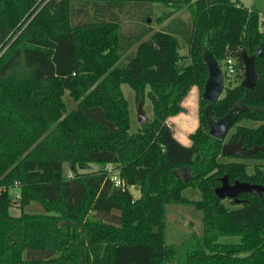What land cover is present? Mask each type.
I'll list each match as a JSON object with an SVG mask.
<instances>
[{
  "label": "trees",
  "instance_id": "obj_1",
  "mask_svg": "<svg viewBox=\"0 0 264 264\" xmlns=\"http://www.w3.org/2000/svg\"><path fill=\"white\" fill-rule=\"evenodd\" d=\"M134 3L169 9L158 23L179 10L189 21L121 33L117 16ZM263 40L264 13L232 0H0V264L176 263L162 231L171 205L200 214V234L180 264H264V53L254 59L252 89L239 85L240 52L254 54ZM205 55L223 68L226 86L215 103L201 99ZM226 59L234 64L230 79ZM121 84L136 103L146 97L151 105V118L133 134ZM192 88L197 125L183 146L166 121L185 112ZM64 91L76 103L70 112ZM235 103L227 143L261 148L244 158L251 167L220 161L222 140L208 133L206 110L220 120ZM78 164L111 165L120 185L106 168ZM223 178L260 190L238 193L229 208L213 193ZM13 188L16 217L8 214ZM186 189L197 199L183 196ZM30 202L44 213H23Z\"/></svg>",
  "mask_w": 264,
  "mask_h": 264
},
{
  "label": "rangeland",
  "instance_id": "obj_2",
  "mask_svg": "<svg viewBox=\"0 0 264 264\" xmlns=\"http://www.w3.org/2000/svg\"><path fill=\"white\" fill-rule=\"evenodd\" d=\"M194 1L195 0H190L191 3H193ZM232 1H238L245 8H252L253 10L257 11L259 15L264 13V0H232ZM163 8L164 6L158 3H153L151 5L134 3L127 5V9L129 10L124 11L123 13L119 14V16H117L118 20L116 21L119 25L120 32L121 33L129 32L130 34L136 35L141 30V27L145 25V23L151 26L154 30H160L161 27L159 26V24L156 23L155 17L160 16L163 13L162 12ZM151 14L155 16L152 17ZM174 16L175 17H172L171 20L168 21L169 26L172 27L173 29L181 28L182 25H179L178 19L181 20L183 24L189 21V15L185 10L177 11L174 14ZM147 20L149 22H147ZM178 38L180 41L181 37L179 36ZM123 63H125V55L122 56L118 62L119 65H122ZM236 83L237 80L233 79V81L230 84L231 86H234L236 85ZM223 86H226L225 82H223ZM120 90L123 97L127 101V110L129 116L128 132L129 134H133L137 131V129L140 126L138 123V115H137L138 103L135 102L134 93L127 85L121 84ZM222 94L223 91L221 95ZM62 102L64 104L66 112H70L76 108V103L68 96V93L66 91L63 92ZM196 102H197L196 98L192 99V107L190 110L189 109L187 110L186 115L188 117L184 119L190 128L194 125V118H196L195 116ZM141 112L147 120L151 118V105L146 97L143 98V101L141 103ZM169 120L167 119L166 123L172 125L169 123L170 122ZM182 120L183 119H181V121ZM242 124H245V122H242ZM231 130L232 129H229L226 132L225 136L222 139V144L227 143ZM236 160L245 163L248 167H251L255 163L253 160L244 159V158L236 159ZM220 161H233V159H228L224 157L221 158ZM90 167L91 170H98L101 168L102 169L105 168L100 165H92ZM113 168H114L113 166L110 167V171H109L110 175H116V171H114ZM63 173L65 175L68 174V169L66 168V166H63ZM184 175L185 172H182V176ZM130 189L135 190L132 187ZM182 194L183 196L191 200H196L198 197L197 192L190 189L184 190ZM16 195H17L16 188L11 189L9 192V196L12 203H14ZM222 202L225 206L229 208L233 207L230 206L229 200L227 199L222 200ZM235 208H238V206H236ZM21 211L23 213H28V214L44 213L42 207L36 202H30L28 205L24 206ZM19 213L20 210L17 207L16 203L12 204L8 208V214L12 217L18 216ZM162 231H163L165 243L167 245H171L177 251L178 261H176V263L172 262L170 264H180V262L183 259V254L187 250H189L192 246L191 245L192 243H189V240L191 239L192 236H198L200 234L201 231L200 214L189 205L167 206ZM224 241L229 243H235L238 241V238H227L224 239Z\"/></svg>",
  "mask_w": 264,
  "mask_h": 264
},
{
  "label": "water",
  "instance_id": "obj_3",
  "mask_svg": "<svg viewBox=\"0 0 264 264\" xmlns=\"http://www.w3.org/2000/svg\"><path fill=\"white\" fill-rule=\"evenodd\" d=\"M147 22H149L147 20ZM264 53V40L260 43V45L256 48L255 53L252 55H247L244 50L240 52V60L243 66V77L240 81V86L244 89H252L254 84L258 81V77L255 74L253 63L255 58H261ZM205 64L207 68V78L205 79L203 90L201 92V99L206 101L207 103H215L223 90V77L222 73L219 70V67L215 63L211 57L205 55ZM240 105L239 103H235L233 106L231 115H228L220 120H213L211 118V114L209 110H206L207 117V128L208 133L211 137L222 140L225 136L227 129L229 128L233 115L239 111ZM137 115H138V123L139 125L144 124L147 119L143 116L141 112V103H138L137 106ZM257 150H261L258 147H252L250 149H246L241 146L240 141H231L228 143H224L220 148V156L222 157H233L235 159H242L247 156L254 154ZM76 169L79 171H90L91 167L87 164H78ZM183 170H180L179 177L184 180L182 176ZM178 179V177H176ZM260 190L259 187H250L243 183H233L232 185H228L225 179H221V183L218 187L213 190L214 195L219 200H232L236 202V198L238 193L243 191H252L257 193ZM130 193L133 197L138 196V192L132 189H129Z\"/></svg>",
  "mask_w": 264,
  "mask_h": 264
},
{
  "label": "crops",
  "instance_id": "obj_4",
  "mask_svg": "<svg viewBox=\"0 0 264 264\" xmlns=\"http://www.w3.org/2000/svg\"><path fill=\"white\" fill-rule=\"evenodd\" d=\"M168 11H169V9L164 7L162 12L165 13V12H168ZM174 14H172L171 16H169L166 19H163L160 23H158L156 21V23L159 24V26L161 27L160 29H162L165 25H167L168 21H170L172 17H175ZM88 15H89V18H90L91 17V12H89ZM151 16L154 17L155 15L151 14ZM158 17L159 16H156L155 18L157 19ZM152 30L153 31H158V30H154L153 28H152ZM133 51H134V48L131 49L130 52L133 53ZM180 51H181V53H180ZM179 53L180 54H185L186 53V49L184 47L180 48ZM184 63L187 64L188 60H184ZM219 70L222 73L223 68L221 69L219 67ZM195 98H196V101H197L196 90L194 88H192L190 90V92L188 93V95L185 97V99L181 103V106L184 108L185 112L184 113H180V114H178V115H176L174 117L168 118V120L170 119L169 123L172 124V125H169V124L168 125L170 126V128L172 130V134H173L174 139L178 143L183 145V146H187L188 145L189 142H188L187 136H188V134H190V133H192L194 131V129L196 128V125H197V118H194V125L191 128L188 126V124L184 120L186 117H188L186 115V112H187L188 109L189 110L191 109V107H192V99H195ZM195 116H196V111H195ZM181 119H183V120L181 121ZM177 120H178V122H177ZM31 214H33V213H31Z\"/></svg>",
  "mask_w": 264,
  "mask_h": 264
},
{
  "label": "built area",
  "instance_id": "obj_5",
  "mask_svg": "<svg viewBox=\"0 0 264 264\" xmlns=\"http://www.w3.org/2000/svg\"><path fill=\"white\" fill-rule=\"evenodd\" d=\"M233 61L231 59H226L224 61V74L226 76V78L230 79L233 77L234 75V68H233ZM110 167H112L111 165H106L105 168L107 171H110ZM68 177L70 176V174L68 173L67 175ZM110 181L113 182V185L115 187H118L120 185L118 178L116 177V175H110ZM17 197V196H16Z\"/></svg>",
  "mask_w": 264,
  "mask_h": 264
}]
</instances>
